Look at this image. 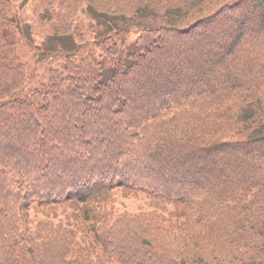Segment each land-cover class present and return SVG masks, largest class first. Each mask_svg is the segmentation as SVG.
Returning a JSON list of instances; mask_svg holds the SVG:
<instances>
[{"label": "trees", "instance_id": "trees-1", "mask_svg": "<svg viewBox=\"0 0 264 264\" xmlns=\"http://www.w3.org/2000/svg\"><path fill=\"white\" fill-rule=\"evenodd\" d=\"M0 264H264V0H0Z\"/></svg>", "mask_w": 264, "mask_h": 264}, {"label": "rangeland", "instance_id": "rangeland-1", "mask_svg": "<svg viewBox=\"0 0 264 264\" xmlns=\"http://www.w3.org/2000/svg\"><path fill=\"white\" fill-rule=\"evenodd\" d=\"M20 1V0H19ZM28 5H26L23 9L18 10V13H20V16L22 14L24 21L27 22L28 18H30V15L28 13ZM82 18L87 19V13H82ZM29 21V20H28ZM116 25H121L123 23H146L149 24L151 23L150 18L147 19V21H143L139 18H134L132 20H125V19H118V20H113ZM33 38V43L35 46H39V40L40 38ZM56 41H53L52 44H56ZM146 198L142 195L139 196H128V197H122V196H117L116 201L112 207V209L115 212H121V211H129V212H136L139 210H144L148 208V205L146 203ZM147 205V206H146Z\"/></svg>", "mask_w": 264, "mask_h": 264}]
</instances>
